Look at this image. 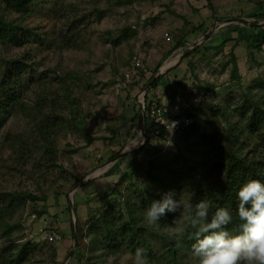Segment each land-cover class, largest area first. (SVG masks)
<instances>
[{
  "label": "rangeland",
  "instance_id": "rangeland-1",
  "mask_svg": "<svg viewBox=\"0 0 264 264\" xmlns=\"http://www.w3.org/2000/svg\"><path fill=\"white\" fill-rule=\"evenodd\" d=\"M263 1L35 0L23 26L40 38H31L30 45L18 48L0 47V62L2 56L14 55L28 60L27 54L32 58L28 63L34 61L22 79L9 83L5 78L8 89L21 86L11 96L8 89L3 92L0 77V101L6 110L0 124V201L18 191L46 198H26L13 208L12 218L0 217L11 225L9 230L0 227V264H133L136 250L132 244H121V240L114 246L109 238H90V225L98 212L117 199L125 202L129 190L139 196L137 205L144 213V201L150 206L151 199L160 200L169 191L187 201L186 164L200 155L202 135H213L215 128L240 125L236 134L245 140L242 150L257 155L254 143L259 139L247 129L259 121V116L249 118L255 106L264 107V43L249 45L254 28L261 26L253 28L240 19L264 21L258 17ZM69 12L77 15L76 32L70 34L61 18V13ZM63 35L78 38V46H67ZM134 57L142 60L145 72L138 81L128 82L124 72ZM154 77L158 84L151 87L153 81L146 89ZM42 86L56 89L59 99L71 90L73 107L86 119L87 135L83 137L80 130L72 135L61 128L57 141L65 171L54 170L37 183L26 172L34 162L20 166L8 147V136L31 133L29 114ZM153 97L171 105L172 113L178 108L175 99L181 97L193 117L192 124L170 143L152 136L144 142L140 102ZM185 221L178 210L172 229L182 231L181 236L170 237L172 229L162 234L160 227L159 236L146 231L154 260L169 257L168 249L175 245L188 252L182 255L184 262L197 264L184 243L188 237ZM140 226L147 228L144 219ZM51 232L59 235L57 241L48 240ZM20 248V260L8 263ZM179 258L181 254L175 261Z\"/></svg>",
  "mask_w": 264,
  "mask_h": 264
},
{
  "label": "trees",
  "instance_id": "trees-1",
  "mask_svg": "<svg viewBox=\"0 0 264 264\" xmlns=\"http://www.w3.org/2000/svg\"><path fill=\"white\" fill-rule=\"evenodd\" d=\"M35 4V0H0V47L2 49H13V47L18 48L27 44L30 45L31 38H40L38 34L31 31V28L23 26V21L30 15L31 7ZM72 14V12L61 13V18L66 21L65 28L69 34L72 31L76 32L75 30L77 29L74 26L77 22V15L76 13ZM258 17L264 18V9L261 10ZM254 29L255 34L250 37L251 40L248 44L261 47L264 43V29L261 27H255ZM61 39L69 47L78 46V38L76 37L73 39L71 35H63ZM27 55H29L26 57L28 60L21 59L17 55L1 57L0 77L1 83L5 85L2 89L3 92L8 89L9 83L12 82L11 79L14 81L17 78L22 79L23 75H25L24 73L34 66V61L28 63L32 58L30 54ZM5 78L10 79L9 83L8 81L6 82L7 79ZM75 78L82 83L81 78L77 76ZM157 84L158 79L154 80L151 87H156ZM20 87L19 84H14L8 89L7 94L11 96V94L17 93ZM64 89L68 92V88ZM63 99H59L56 89L47 90L45 86H42L32 107L34 110L29 114L32 126L31 133H18L12 138L8 136V147L12 156L15 155L20 162L19 165L26 166L29 162H34L32 168L26 169V172L37 183L40 182L42 177H47L54 170L65 171L59 162L57 141L58 131L61 128L66 129L72 135H75L78 130H80L83 137L87 135L86 119L84 117L81 119L78 107H73L75 97L71 94V90L70 94ZM19 106L25 111L26 107L23 102H20ZM254 109L250 113L249 118L259 116V121L254 122L252 126L249 123L250 128L247 130L250 133H256L259 139V141L254 143V149L259 150L257 155L250 156L249 153H244L241 144L245 140L241 138V135L236 134V129H240V125L235 124V127H233L229 124L226 129L215 128L213 135L203 134L202 141H200L202 146L200 155L195 160L187 162V167L185 168L184 187L187 201L195 205L201 200H206L210 205L209 215L214 213L219 207L227 208L233 216V223L229 225L230 231H236L239 224L237 217L238 189L243 183L251 179H258L264 183V107L257 105ZM257 109L261 110L263 115H258ZM242 112L245 111L242 110ZM5 114L4 102L0 101V124L4 120ZM225 120L231 122L226 114ZM144 123L149 138L151 136V127L147 117H145ZM172 177L173 170H171L170 175V178ZM127 192L126 196H128L125 202L122 203L117 199L104 210L98 212V216L90 225L93 236H90V238L94 241L104 238L107 240L109 238L110 243L114 246L121 240V244L124 242L130 243L135 250L138 248L144 249L147 260L150 259L153 262L152 264H188L182 260V255L188 254V252L180 250L175 245L169 247V257H157L154 260V251L151 249V243L144 237L146 231H152L159 236V227L162 234L172 229L176 212L162 216L156 226L147 225V228L141 227L140 223L144 219L145 213L141 212V205L139 204V207L137 205L139 196H135V194L133 196L130 190ZM152 196H155V193H152ZM26 198L44 200L46 196L37 197L33 193L22 191L12 195H4V198L0 201V203L3 202L0 205V217L7 216L12 218L13 208H19L21 201ZM155 198L151 199L150 205L155 201ZM161 198L162 196H160ZM132 200H134L133 204L130 202ZM76 204L75 202V207ZM142 204L150 207L147 201ZM147 206H145V209H147ZM5 211H8L9 215L5 214ZM184 216L188 235L184 243L191 250L192 244L195 243V240L192 239L194 230L189 225L187 214H184ZM4 225L7 230L11 228V225L8 224V219L3 218L0 220V227L2 228L3 226L4 228ZM77 226L79 227L78 222ZM22 254L23 250L20 248L15 254L10 256L8 263L17 262L22 257ZM179 254H181V258L176 262L175 258L177 255L179 257Z\"/></svg>",
  "mask_w": 264,
  "mask_h": 264
},
{
  "label": "clouds",
  "instance_id": "clouds-1",
  "mask_svg": "<svg viewBox=\"0 0 264 264\" xmlns=\"http://www.w3.org/2000/svg\"><path fill=\"white\" fill-rule=\"evenodd\" d=\"M174 191L166 192L160 200L153 201L145 211L144 220L156 226L167 213L181 211L187 214L192 232V255L197 264H264V183L251 179L238 189L236 231L231 212L224 207L209 215L210 205L201 200L195 205L177 199ZM182 231L172 229L170 237L181 236ZM133 264H148L144 249L135 251Z\"/></svg>",
  "mask_w": 264,
  "mask_h": 264
},
{
  "label": "built area",
  "instance_id": "built-area-1",
  "mask_svg": "<svg viewBox=\"0 0 264 264\" xmlns=\"http://www.w3.org/2000/svg\"><path fill=\"white\" fill-rule=\"evenodd\" d=\"M262 28L264 29V26ZM143 72H145V69L142 60L138 57H134L130 67L124 72V78L128 82H136L144 74ZM175 101L178 108L175 113H172L170 111L171 105H162V103L158 102L154 97L149 98L147 101L144 99L141 100L140 104L144 109L145 117L149 120L151 136L153 138L170 143L179 131L192 124L193 117L188 111V105L181 97H177ZM47 238L49 241L54 242L58 240L59 235L56 233H49Z\"/></svg>",
  "mask_w": 264,
  "mask_h": 264
},
{
  "label": "water",
  "instance_id": "water-1",
  "mask_svg": "<svg viewBox=\"0 0 264 264\" xmlns=\"http://www.w3.org/2000/svg\"><path fill=\"white\" fill-rule=\"evenodd\" d=\"M240 20H241L242 22H245V23H250V24H252L253 26H256V25H259V26H261V27L264 26V21L261 22V23H259V24H256V23L249 22L248 20H245V19H240ZM155 78H156V77H154V78H153V79L147 84L146 89L150 87L151 83L155 80ZM141 108H142V109H141V112H140V116H141V119H140V121H141V130H142V134H143V136H144V138H145V141H144V142H146L148 136H147V133H146L145 123H144V120H145V112H144L143 107H141ZM73 229H74V233H73V235H74V241H75V243H76V241H77V236H76V231H75V226H74V224H73Z\"/></svg>",
  "mask_w": 264,
  "mask_h": 264
}]
</instances>
